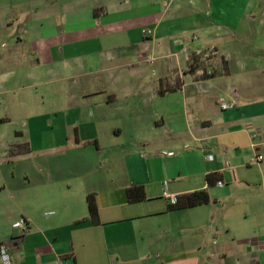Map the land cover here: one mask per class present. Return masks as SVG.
Listing matches in <instances>:
<instances>
[{
	"label": "crops",
	"instance_id": "obj_1",
	"mask_svg": "<svg viewBox=\"0 0 264 264\" xmlns=\"http://www.w3.org/2000/svg\"><path fill=\"white\" fill-rule=\"evenodd\" d=\"M233 38L264 56V0H0L11 264H264V64Z\"/></svg>",
	"mask_w": 264,
	"mask_h": 264
},
{
	"label": "rangeland",
	"instance_id": "obj_2",
	"mask_svg": "<svg viewBox=\"0 0 264 264\" xmlns=\"http://www.w3.org/2000/svg\"><path fill=\"white\" fill-rule=\"evenodd\" d=\"M237 42H239L237 38H233L231 41V44H233L232 46L236 49L235 51L237 52V56H239L240 58L244 57L247 60V57L249 58L248 55L250 56L254 55L257 56V59H260L261 63L264 64V56L263 57L261 56L262 53H258L257 51H254L253 46H250V44L248 45L246 42H239V43ZM243 45L246 51L242 48ZM200 61L201 60L196 55L191 54V56L188 59V69L202 68L203 75H206L205 73L206 68L204 67L203 62ZM254 71H255V75H258V78L256 79L262 77L261 73H257L256 69ZM4 102H5L4 99L0 97V119L4 118L5 116L6 117L8 116V113H4L3 110V107H6L3 106ZM27 131L28 129L26 125H24L22 122L19 123L18 119H16L15 116L11 117L10 121H5V123L0 124V220L1 221L3 220L4 222H6L9 215L15 213L14 211H12V209H15L19 205V203H21L20 193H16V195L10 196V193L7 192V186H9L11 179L3 178V176L12 167H14L13 169L14 174L17 175L18 169H17V165L13 166L11 164H7L5 162V158H8L7 155L10 156V154L17 149V147L16 148L12 147L11 146L12 144L16 143L17 141H19V143H22L27 140L28 138ZM9 147H12L13 150H11ZM8 150L9 151L11 150L12 152L11 151L9 152ZM45 193L48 197L49 189H46ZM38 207L42 214L41 216L44 217L45 220H47L52 212V209L49 204V200L43 197V199L40 201V204H38Z\"/></svg>",
	"mask_w": 264,
	"mask_h": 264
},
{
	"label": "trees",
	"instance_id": "obj_3",
	"mask_svg": "<svg viewBox=\"0 0 264 264\" xmlns=\"http://www.w3.org/2000/svg\"><path fill=\"white\" fill-rule=\"evenodd\" d=\"M194 62V60H193ZM126 200L129 203L141 201L144 199L143 190L139 186H130L125 190ZM86 208L89 220L93 223H97V213L96 206L93 199V195H87L85 198ZM208 201V197L203 191L193 192L185 197H182L180 200H176L174 206H171V209L178 207H192L200 204H204Z\"/></svg>",
	"mask_w": 264,
	"mask_h": 264
},
{
	"label": "built area",
	"instance_id": "obj_4",
	"mask_svg": "<svg viewBox=\"0 0 264 264\" xmlns=\"http://www.w3.org/2000/svg\"><path fill=\"white\" fill-rule=\"evenodd\" d=\"M141 33L143 35H150L151 34L149 30H141ZM205 73L207 75H209L210 71L206 70ZM232 107H233V103H225V102L219 103V109L221 111L229 110ZM259 160H261L260 156L253 158V162H257ZM216 184H217V186H220V182H217ZM163 196L165 198L167 197L165 194H163ZM169 200L172 204H174L176 202V200L174 198H170ZM25 226H26V224H25V221L23 219H19L18 221H16L15 223L12 224V228L19 229L21 231L25 230ZM0 264H11V257L9 255V253L7 252V250L3 246H0Z\"/></svg>",
	"mask_w": 264,
	"mask_h": 264
}]
</instances>
